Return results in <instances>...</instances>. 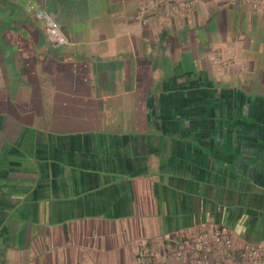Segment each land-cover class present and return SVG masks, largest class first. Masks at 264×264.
I'll return each mask as SVG.
<instances>
[{
    "label": "crops",
    "instance_id": "1",
    "mask_svg": "<svg viewBox=\"0 0 264 264\" xmlns=\"http://www.w3.org/2000/svg\"><path fill=\"white\" fill-rule=\"evenodd\" d=\"M144 3L0 0V264H136L204 225L264 245V0Z\"/></svg>",
    "mask_w": 264,
    "mask_h": 264
},
{
    "label": "built area",
    "instance_id": "2",
    "mask_svg": "<svg viewBox=\"0 0 264 264\" xmlns=\"http://www.w3.org/2000/svg\"><path fill=\"white\" fill-rule=\"evenodd\" d=\"M201 0H145L135 14L136 22L145 26L153 12L163 10L176 14L181 10L192 13ZM253 9H264L263 4L253 3ZM37 17L60 44L64 43L54 21L44 12ZM215 73L221 76L230 65L226 53L218 52L210 56ZM136 264H264V245H245L234 243L231 230L226 225H204L189 230L170 240L162 251H154L146 242H140L135 255Z\"/></svg>",
    "mask_w": 264,
    "mask_h": 264
}]
</instances>
